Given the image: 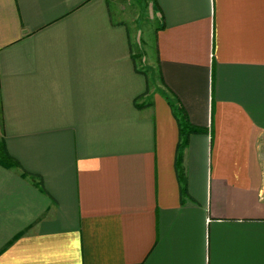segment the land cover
<instances>
[{
	"label": "crops",
	"instance_id": "obj_1",
	"mask_svg": "<svg viewBox=\"0 0 264 264\" xmlns=\"http://www.w3.org/2000/svg\"><path fill=\"white\" fill-rule=\"evenodd\" d=\"M132 5L0 0V264H264V0Z\"/></svg>",
	"mask_w": 264,
	"mask_h": 264
},
{
	"label": "rangeland",
	"instance_id": "obj_2",
	"mask_svg": "<svg viewBox=\"0 0 264 264\" xmlns=\"http://www.w3.org/2000/svg\"><path fill=\"white\" fill-rule=\"evenodd\" d=\"M133 4L132 11L136 15V22L135 24H131V30L134 29V33L138 30H141V38H143V45L146 50H153V40H154V27L156 17L155 13L149 8L150 3L152 0H130ZM153 13V14H152Z\"/></svg>",
	"mask_w": 264,
	"mask_h": 264
},
{
	"label": "trees",
	"instance_id": "obj_3",
	"mask_svg": "<svg viewBox=\"0 0 264 264\" xmlns=\"http://www.w3.org/2000/svg\"><path fill=\"white\" fill-rule=\"evenodd\" d=\"M175 114L177 115L180 123L181 141L179 144V151H181L186 146L189 135L191 133L200 132L201 129L190 123L183 107H179L178 109L176 108ZM0 163L7 167L20 166L19 162L8 152L4 139H0Z\"/></svg>",
	"mask_w": 264,
	"mask_h": 264
}]
</instances>
